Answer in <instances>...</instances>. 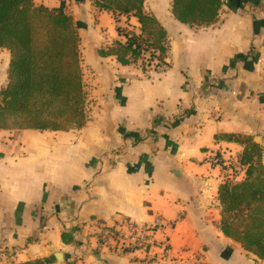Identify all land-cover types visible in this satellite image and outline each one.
<instances>
[{"label": "crops", "instance_id": "1", "mask_svg": "<svg viewBox=\"0 0 264 264\" xmlns=\"http://www.w3.org/2000/svg\"><path fill=\"white\" fill-rule=\"evenodd\" d=\"M166 1L144 8L167 33V66L143 73L98 54L120 39L117 26L137 30L136 18L116 21L91 0H32L71 16L93 87L81 128L0 129V264H264L219 229L223 170L208 162L241 153L225 135L264 145V0H223L216 22L198 30ZM9 58L0 49V89ZM155 214L171 222L155 234L168 251L96 249L91 220L150 223Z\"/></svg>", "mask_w": 264, "mask_h": 264}, {"label": "trees", "instance_id": "2", "mask_svg": "<svg viewBox=\"0 0 264 264\" xmlns=\"http://www.w3.org/2000/svg\"><path fill=\"white\" fill-rule=\"evenodd\" d=\"M223 0H170L169 12L191 28L216 22ZM99 11L136 18L138 29L116 27L120 39L101 57L113 56L121 65L141 72L167 66V33L157 18L145 10V0H91ZM79 37L71 16L59 8L35 5L32 0H0V49L9 52L6 85L0 89V129L66 131L81 128L88 119V92L83 81ZM264 81V71H263ZM238 135L224 138L243 146L235 159L241 179L230 180L223 170L217 190L219 229L247 252L264 261L263 148ZM217 137L215 136V139ZM63 242L69 236L61 234ZM44 260L21 264H44Z\"/></svg>", "mask_w": 264, "mask_h": 264}, {"label": "built area", "instance_id": "3", "mask_svg": "<svg viewBox=\"0 0 264 264\" xmlns=\"http://www.w3.org/2000/svg\"><path fill=\"white\" fill-rule=\"evenodd\" d=\"M208 162L214 166H225L223 157L218 153L209 155ZM237 163V162H236ZM237 170L239 169L236 168ZM239 173H234L232 180H236ZM96 228V249L105 250L111 254L122 255L129 252L140 251L145 257L150 254L151 249L157 247L168 251L169 246L166 240L157 241L155 234L163 228H170L171 222L163 220L162 216L155 214L150 223H138L130 218H122L110 226H104L91 220ZM183 258H180L182 260Z\"/></svg>", "mask_w": 264, "mask_h": 264}, {"label": "rangeland", "instance_id": "4", "mask_svg": "<svg viewBox=\"0 0 264 264\" xmlns=\"http://www.w3.org/2000/svg\"><path fill=\"white\" fill-rule=\"evenodd\" d=\"M166 3H167V5H169L170 4V0H167ZM150 4H152L151 0H146V6L150 7ZM167 5H166V7L169 10V7ZM76 25H81V21L77 22ZM78 27L80 29V35L82 37L81 39H85V37H86V33L85 32L86 31L83 29L84 27L82 25L78 26ZM120 27H122V26H120ZM129 29H131V28L129 27ZM193 29L198 30V29H202V28H193ZM81 46H82V49H83V44H81ZM82 49H80V55L81 56L84 55ZM83 74H84L83 75L84 84L86 86V90L88 91V90H90V87H93V85H92L93 84L92 83L93 82V76H91L90 70L86 69V67H84V73ZM236 138H239L238 140H240L242 142H245L246 139L250 138V137H248V136H239L238 135V137H236ZM256 140L257 141H255V143L258 144L260 142V139L258 138ZM259 145L264 150L263 143H261V144L259 143ZM223 162L226 163V165L223 168L225 169V171H227V174L229 175V177H232L234 173H236V174L239 173V170L236 169V168H238V164L236 163V160L234 158H231V157L230 158H224ZM262 164L264 165V154L262 156ZM223 178H224V176H223ZM230 180H231V178H230ZM95 237H96V235H95Z\"/></svg>", "mask_w": 264, "mask_h": 264}, {"label": "water", "instance_id": "5", "mask_svg": "<svg viewBox=\"0 0 264 264\" xmlns=\"http://www.w3.org/2000/svg\"><path fill=\"white\" fill-rule=\"evenodd\" d=\"M54 256L56 258L57 263H61L63 261L61 253H55Z\"/></svg>", "mask_w": 264, "mask_h": 264}]
</instances>
